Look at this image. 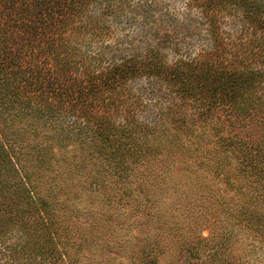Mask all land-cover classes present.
I'll return each mask as SVG.
<instances>
[{
  "label": "trees",
  "instance_id": "obj_1",
  "mask_svg": "<svg viewBox=\"0 0 264 264\" xmlns=\"http://www.w3.org/2000/svg\"><path fill=\"white\" fill-rule=\"evenodd\" d=\"M189 1L205 22L209 50L197 60L178 58L167 64L163 50L170 48L181 26L177 21L173 31L160 33L154 19L162 5L159 0H0V122H7L8 114L10 123L23 127L0 128L5 138L0 143V236L21 230L25 240L20 249L16 243V260L55 248L61 232L71 231L72 219L80 221L79 215L87 213L79 208L87 193H102L103 203L112 204L123 199L117 191L130 196L124 187L142 185L141 193L154 209L159 201L152 199L160 189H151L161 186L149 172L166 161L182 165L189 190L199 191L187 195L193 197L187 207L201 215L188 214L185 219L191 224L180 229L183 234H198L202 242L217 246L215 226L223 221L228 229H244L264 241V0ZM141 17L148 22L146 34L156 40L154 48L140 54L135 47L108 68L102 67L112 54L106 49L87 60L80 56L77 46L94 43L107 22L122 24L124 18ZM190 20L188 30L199 24ZM227 21L238 31L224 33ZM142 77L167 83L187 101L198 99L204 107L200 118L196 121L194 113L177 120L168 113L162 122L149 125L136 121L137 111L116 108L121 100L118 89ZM216 111L225 117L221 130H227L206 148L213 158L229 154L230 161L208 168L197 158L203 146L192 150L190 145L197 131L210 126L209 121L199 122L203 112L212 113L213 121ZM69 117L83 122L92 135L91 146L72 152L65 149L70 140L53 142L44 136L48 122L62 124ZM116 119L123 122L117 124ZM201 135L206 140L205 133ZM15 137L34 144L22 150L10 145ZM49 184L59 191L44 192ZM55 205L64 210L61 219L51 218L49 208ZM179 209L184 216L186 211ZM140 210L136 208V214ZM142 223L139 220L138 228ZM207 229L210 236L203 238ZM140 252L141 264H159L154 249L144 244ZM230 252L218 254L217 261L233 264ZM68 261L73 264L70 257Z\"/></svg>",
  "mask_w": 264,
  "mask_h": 264
},
{
  "label": "rangeland",
  "instance_id": "obj_2",
  "mask_svg": "<svg viewBox=\"0 0 264 264\" xmlns=\"http://www.w3.org/2000/svg\"><path fill=\"white\" fill-rule=\"evenodd\" d=\"M159 1L162 5L159 10H156L154 19L157 21L156 26L159 25L160 33L169 29L173 31V25L177 21L181 26L175 30L177 34L172 37L170 48L166 47L165 52L163 50L165 55L163 62L172 64L178 58L191 62L208 52L210 44L206 38L207 27L198 9L191 7L189 0ZM190 19H196L199 23L192 30L185 28L188 27ZM147 24L148 22H145L142 17L140 19L124 18L122 24L107 22L105 29L103 28L100 32L101 36H98L94 43L90 44L88 41V43L82 44V48L77 46L80 50V56L87 60L88 57H95L97 52L106 49L107 53L112 52L111 55H115V58L108 55L103 60L102 67L108 68L113 60L118 62L130 51H133L135 47L136 52L138 50L142 54V51L145 52L149 47L154 48L156 45V40L150 38V34L149 36L146 34L148 33ZM222 29L226 34L238 31V28L231 25L229 21L224 22ZM127 36H129V40H127ZM102 53L100 52V54ZM118 92L121 100L115 102V107L121 110H129L130 108L132 111H137L136 121L148 123L149 125L162 122V116L168 113H172L171 116L175 115L174 117L177 120L184 114L192 118L195 113L197 121L200 118L198 116L199 112L204 108L200 106L198 99L192 102L187 101L181 97V94L170 88L167 83H161L159 79L149 80L142 77L131 80L122 88H119ZM179 105H183V107ZM124 106L129 107L123 108ZM11 110L13 109L11 108ZM203 113L205 114L199 122L209 121L210 126L197 131V135L191 138L193 142L190 149L194 150L203 146L198 152L197 158L198 160H204L208 168H210L211 163L212 165L216 163L228 164L230 161L229 154H225L222 158H213L212 150L206 148V145L209 146L208 142L215 141L217 137H220L219 134L224 135L227 129H221H223L222 123H224L225 117H222L220 112L216 111L212 121V113L211 116H207L206 112ZM10 118L6 114L5 119L8 121L0 122V128L2 126L4 128L13 127L16 130L22 127L17 122L15 124L10 123ZM121 122H123L121 119L115 121L117 124ZM73 123H77L76 125L79 126L84 125L76 117H69L62 124H50L48 122L45 126L44 136L53 138V142H57L61 138L62 140H70L69 146L65 149L72 152L76 150L78 152L82 146L88 144L91 146V133L84 129V126L79 128ZM21 130H23V127ZM203 133L211 139L208 140L203 136L206 140H202L201 134ZM260 133L261 129H259L257 136ZM2 136L0 133V143L5 140ZM14 141L17 142V145ZM10 142V145L22 150H25V145L34 144L30 139L24 142L18 137L10 139ZM74 146H77V149ZM55 151L60 152L57 148ZM95 161L96 159H93L94 163H96ZM172 162L160 163L154 167L155 173L153 171L149 172V178L155 180V184L161 186V188L154 187L151 189L153 193L160 189L158 195L152 199L159 201V205L154 209L153 202L148 200L145 192L141 193V189L144 188L142 185L138 187L135 184H130L124 187L122 190L130 191V196L127 193L124 195L122 191H117L120 196L123 195V199L112 204L103 203L104 195L102 193L96 191L87 193L84 199H81L85 202L79 205V208L87 213L82 217L79 215L80 221L72 219L71 231L61 232L62 235L57 239L55 248H50L47 253H40V255L34 253L32 258L25 255L23 258L16 260V243H19L18 249H20L22 247H20V244L22 242V245L24 244L25 236L20 233L19 228H14L0 236V264H62V261L64 264H69V261L67 262L68 257L71 258L73 264H141L139 255L144 244L150 250L154 249L158 252L159 264H221L217 261L218 254L229 255L230 249H233L230 253L235 259L233 264H264V241L261 240L262 237L254 238L252 233L246 232L244 229L241 231L239 229H228L223 221L219 228L215 226L217 231L214 235L217 238V246H209L206 241L202 242L198 234L186 235L182 233L180 229L191 224L190 221L185 219L186 217L201 215L196 211H188L187 207V202L193 199L192 196L187 197V195L199 191L189 190L191 189L190 185L183 179L185 175V173H182L184 171L183 166L176 161ZM164 171L166 176H162ZM138 172L136 171L134 175L139 176V174L136 175ZM47 189L53 192L59 191L56 185L51 186L49 184L44 192ZM139 206H141L140 211L142 212L136 214L135 210ZM180 207L186 211L184 216L181 215ZM49 210L52 212L53 217L51 218L54 220L63 217L64 210L60 209V205L51 206ZM146 213H149L150 218L158 216L154 217L153 220H149L150 218H147ZM41 214L45 215L44 212ZM70 214L76 217L75 212ZM37 217L39 218L38 214ZM139 220H142L143 223L138 228ZM213 221L211 220L208 225L212 227ZM225 221H228L227 217H225ZM203 227L205 226L202 225ZM201 236L203 238L209 237L210 231L208 229L204 230ZM65 250H68V252L64 256ZM60 254L62 256L58 258Z\"/></svg>",
  "mask_w": 264,
  "mask_h": 264
}]
</instances>
